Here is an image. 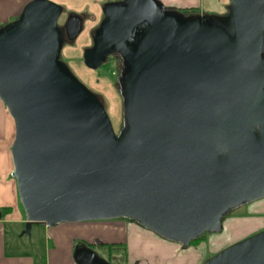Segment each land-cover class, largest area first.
<instances>
[{
    "label": "water",
    "instance_id": "water-1",
    "mask_svg": "<svg viewBox=\"0 0 264 264\" xmlns=\"http://www.w3.org/2000/svg\"><path fill=\"white\" fill-rule=\"evenodd\" d=\"M229 3L222 17L157 0L104 7L84 62L97 69L118 53L127 63L118 133L59 58L58 4L31 0L0 28V100L15 124L26 234L36 224L126 218L189 247L221 232L233 208L264 198V0ZM82 22L67 19L69 40ZM74 259L111 264L87 246ZM203 264H264V230Z\"/></svg>",
    "mask_w": 264,
    "mask_h": 264
},
{
    "label": "crops",
    "instance_id": "crops-1",
    "mask_svg": "<svg viewBox=\"0 0 264 264\" xmlns=\"http://www.w3.org/2000/svg\"><path fill=\"white\" fill-rule=\"evenodd\" d=\"M29 1L0 0V28L18 19ZM157 1L165 8L179 9L185 15L207 17L226 16L228 13L221 12L225 8L229 11L230 6L229 0ZM95 3L96 7L104 10L106 0H96ZM89 15L93 17L92 13L84 11L80 16L86 18ZM14 138V120L0 100V210L3 212L7 209L0 219V264H77L74 255L78 245L99 248L109 257L116 255L123 260L122 264H199L203 261L205 253L197 251L199 245L184 247L126 218L54 226L36 224L39 225L36 236L42 234L46 240L44 249L36 246L37 239L34 245L23 243L21 238L26 233L22 229L26 227L27 219L20 203L16 180L12 176L11 147ZM110 248L114 250L108 252ZM95 251L100 254V251Z\"/></svg>",
    "mask_w": 264,
    "mask_h": 264
},
{
    "label": "rangeland",
    "instance_id": "rangeland-1",
    "mask_svg": "<svg viewBox=\"0 0 264 264\" xmlns=\"http://www.w3.org/2000/svg\"><path fill=\"white\" fill-rule=\"evenodd\" d=\"M51 1L62 8L58 19L60 28H62V25H65L66 20L72 15L80 16L84 11L92 13L93 17L89 15L86 18H82L80 16L83 26L81 32L74 40L67 39L63 34L59 58L79 83L102 98L107 113L118 133L123 127V98L120 83L122 71L120 69V61L116 57H110L105 64L97 69L89 68L84 62V52L93 44V32L100 26L104 10L96 7V0ZM110 1L117 2L121 0ZM225 1L227 2V0ZM205 4L207 5V3ZM226 9L221 13H228ZM38 226L34 225L32 232L24 234L21 240L25 244H33L34 240L37 239L36 246L39 249H44L46 246L44 236L42 234L36 236L35 234V231L39 228ZM24 229L25 227L22 231ZM262 230H264V198L251 204L233 208L224 218L222 231L219 233H206L204 240L198 244L199 248L197 251L205 253L203 261L201 260L199 264H203L208 258L222 249ZM77 243L79 242L77 241L76 245H78ZM99 251V255L110 263H123L122 259L117 258L118 256H110L112 259H109L107 253H104L101 249Z\"/></svg>",
    "mask_w": 264,
    "mask_h": 264
},
{
    "label": "flooded vegetation",
    "instance_id": "flooded-vegetation-1",
    "mask_svg": "<svg viewBox=\"0 0 264 264\" xmlns=\"http://www.w3.org/2000/svg\"><path fill=\"white\" fill-rule=\"evenodd\" d=\"M124 1H126V0H124ZM124 1H122V2H111L110 0H106V5L107 4H109V3H124ZM169 9H172V8H169ZM179 12H181V13H183L184 14V12L183 11H181V10H179V9H177ZM186 15H189V14H186ZM104 19H105V17L103 16V19H102V21H101V24H100V26L96 29V31L94 32V34H93V36H94V39H95V36L100 32V29H101V26H102V24H103V21H104ZM67 21V20H66ZM66 23V22H65ZM82 24H83V22H82ZM58 29H59V31H60V33H61V40H62V37H63V34H64V36H66V32H65V29H64V25H62V28H60L59 27V25H58ZM134 32L136 33V35L137 34H139V26H136L135 28H134ZM66 38H67V36H66ZM68 39V38H67ZM93 43H94V41H93ZM126 44L128 45V46H130V45H133V42L132 41H126ZM92 46H93V44H92ZM91 46V47H92ZM110 57H116V58H118V60L120 61V69H121V71H122V73H123V71H125L126 69H127V63L124 61V59L121 57V55L120 54H118V53H113V54H111L108 58H110ZM121 78H122V75H121ZM91 92V91H90ZM92 93V92H91ZM93 94H95L97 97H98V99L104 104V106H105V103H104V101L102 100V98L98 95V94H96V93H93ZM105 108H106V106H105ZM85 245H80V246H77L78 248H76V250H80V249H82L83 247H84ZM87 247H89L90 249H95V250H97V251H99L98 249H96V248H93L92 246H87ZM76 252V251H75ZM109 252V251H108ZM109 259H111V257H109ZM112 264V263H111Z\"/></svg>",
    "mask_w": 264,
    "mask_h": 264
},
{
    "label": "trees",
    "instance_id": "trees-1",
    "mask_svg": "<svg viewBox=\"0 0 264 264\" xmlns=\"http://www.w3.org/2000/svg\"><path fill=\"white\" fill-rule=\"evenodd\" d=\"M65 68L68 70V68L66 67V65H65ZM2 211L5 213V211H7V209H4V210H2ZM3 212H2V213H3ZM204 236H205V235H203V236H201V237H199V238H197V239L191 241L190 246H197L199 243H201V241L204 240ZM111 250L113 251L114 249H113V248H110V251H111ZM122 250L124 251L125 248L123 247Z\"/></svg>",
    "mask_w": 264,
    "mask_h": 264
}]
</instances>
